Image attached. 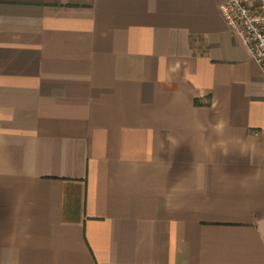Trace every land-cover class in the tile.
<instances>
[{"label":"crops","instance_id":"crops-1","mask_svg":"<svg viewBox=\"0 0 264 264\" xmlns=\"http://www.w3.org/2000/svg\"><path fill=\"white\" fill-rule=\"evenodd\" d=\"M227 0H0V264H264V78Z\"/></svg>","mask_w":264,"mask_h":264},{"label":"built area","instance_id":"built-area-1","mask_svg":"<svg viewBox=\"0 0 264 264\" xmlns=\"http://www.w3.org/2000/svg\"><path fill=\"white\" fill-rule=\"evenodd\" d=\"M219 9L228 27L248 46L264 78V0H227Z\"/></svg>","mask_w":264,"mask_h":264}]
</instances>
